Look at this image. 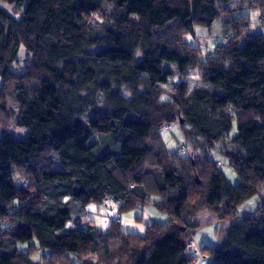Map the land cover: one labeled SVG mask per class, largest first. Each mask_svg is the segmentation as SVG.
I'll list each match as a JSON object with an SVG mask.
<instances>
[{
  "label": "trees",
  "instance_id": "1",
  "mask_svg": "<svg viewBox=\"0 0 264 264\" xmlns=\"http://www.w3.org/2000/svg\"><path fill=\"white\" fill-rule=\"evenodd\" d=\"M5 1L23 15L0 6V264H33L40 250L43 264H192L205 211L225 231L200 248L209 264H264V196L238 216L264 189V0H251L255 33L250 17L220 11L232 0ZM216 22L226 35L213 51L187 41ZM193 78L206 87L190 92ZM176 123L183 154L161 134ZM11 124L27 137H10ZM106 200L169 220L139 235L117 216L104 231L86 216ZM69 224L88 239L75 254Z\"/></svg>",
  "mask_w": 264,
  "mask_h": 264
},
{
  "label": "rangeland",
  "instance_id": "2",
  "mask_svg": "<svg viewBox=\"0 0 264 264\" xmlns=\"http://www.w3.org/2000/svg\"><path fill=\"white\" fill-rule=\"evenodd\" d=\"M0 6L8 10L10 13H12L16 18L21 19L23 15V11H16L14 8V5H12L9 2H6L5 0H0ZM220 11H223L225 9H228L229 11H232V14H237L240 11L244 12L243 14L247 17H250L252 19V27L251 30L253 33L255 32H261L262 27L260 25V13L262 8H258L255 4V1L251 0H232L231 2L227 4H220L219 5ZM226 33L222 32V27L220 23L216 22L214 24V27L209 30L203 27H196V40L198 44H200L202 51H209L214 50V48L217 45H220L224 42V36ZM192 39L191 35L187 36V39ZM190 39V40H191ZM245 41V36H243L241 39L238 40V44L242 45ZM233 43V42H232ZM25 55V50L22 49L19 54V58L22 59ZM165 68H175L174 65L170 64H164ZM179 78L174 77L171 79L170 83L167 85V88H171L174 83L178 82ZM0 86H1V78H0ZM200 87H204L202 81L199 78H193L190 80V92H193L194 90L200 89ZM169 92V91H168ZM166 92L165 95L162 97L163 101H168L171 99L170 93ZM6 133L16 139V140H23L28 135V129L19 127L15 124H11L10 127L7 129ZM162 137L164 139V142L166 144V148L168 152L175 153L178 152L179 154H183L181 147L186 145L184 136L182 134L180 125L178 123L172 125L171 131H167L166 129H163L161 131ZM233 135L236 134V130L232 132ZM0 137H1V130H0ZM214 154V153H213ZM59 168V167H58ZM222 170L224 171L226 177L233 185L239 184V178L237 174L229 167V165L223 164L221 165ZM18 176V175H17ZM17 176H14V183L18 185ZM23 180V179H22ZM24 181V180H23ZM25 182V181H24ZM264 196V189L261 190L258 195L254 196L253 198L247 200L246 202H243L238 207V216H244L246 214L254 212L258 207L262 204V197ZM119 204L112 200H106L102 206H99L96 203H91L87 206V216L86 221H92L96 224V227L106 231L111 223V221L115 218L117 222H120V219L116 218L117 216L122 218V226L124 229H142V226L144 225L139 222L140 220H135V216H142L145 219V223L147 220L157 221L161 223H167L168 217L167 215L159 212L155 207L152 205H147L143 208L136 209L135 213L132 211L129 212H123L120 213ZM208 212L205 211L197 216L200 219L201 226L196 233L194 237V243H191L192 247L197 255V264H209L210 258L200 253V248H202L205 245H212L216 246L221 244L222 240L224 239V229L222 228L220 231V234L218 235L217 230L220 227L218 223V218L216 215L210 216L212 223H204V214ZM211 213V212H209ZM212 214V213H211ZM201 216V217H199ZM160 219V220H159ZM207 220L205 219V222ZM141 224V226H139ZM70 227H73L72 224H69ZM75 232L74 234L69 237L65 241V246L67 247L68 251L72 254L78 253L80 249L88 242V239L83 234V229L78 227H73ZM130 231V230H129ZM134 233H137L136 230ZM19 250L20 251H28V244H19ZM47 254L45 250H40L33 256H31V262L33 264H43L41 257Z\"/></svg>",
  "mask_w": 264,
  "mask_h": 264
},
{
  "label": "crops",
  "instance_id": "3",
  "mask_svg": "<svg viewBox=\"0 0 264 264\" xmlns=\"http://www.w3.org/2000/svg\"><path fill=\"white\" fill-rule=\"evenodd\" d=\"M244 12H242V11H240L239 13H237V14H243ZM252 20V19H251ZM187 39V38H186ZM191 39V38H190ZM190 39H187V41L193 46V47H196V48H200L201 49V46H200V44H198V42H197V40H196V33H195V35L193 36V38L190 40ZM200 79V78H199ZM201 80V79H200ZM189 85H190V81H189ZM206 86H204V87H200V89H203V88H205ZM133 213H135L136 211L135 210H133L132 211ZM212 216H214L213 215V213L211 214V213H209V212H206L205 214H204V223L205 224H207V223H212L213 224V222H209V221H212V219H211V217ZM199 217H201V216H199ZM140 220L139 222H141V224H143L144 223V225L142 226V229H140V230H137V229H128V230H126V229H124L123 228V226H122V229L125 231V232H128V233H134V231H131V230H136V232L137 233H134V234H139V235H142V234H144V232H145V230H146V228H147V226L151 223V222H153L152 220H147V222L145 223V219H144V217H142V216H135V220ZM200 219H202V218H196V221L200 224V226H201V222H200ZM205 219L207 220L206 222H205ZM160 220V219H159ZM93 223V222H92ZM94 225H96L95 223H93ZM141 224H139V226H141ZM217 225H219V224H217ZM130 230V231H129ZM83 234L85 235V233L83 232Z\"/></svg>",
  "mask_w": 264,
  "mask_h": 264
},
{
  "label": "built area",
  "instance_id": "4",
  "mask_svg": "<svg viewBox=\"0 0 264 264\" xmlns=\"http://www.w3.org/2000/svg\"><path fill=\"white\" fill-rule=\"evenodd\" d=\"M166 130H167V131H171V126H167ZM118 219H120V218H118ZM197 263H198V262L195 261V262H193L192 264H197Z\"/></svg>",
  "mask_w": 264,
  "mask_h": 264
}]
</instances>
